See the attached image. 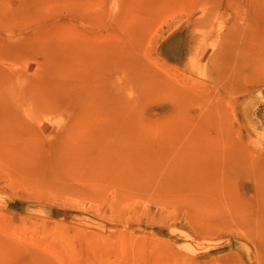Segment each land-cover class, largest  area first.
<instances>
[{"label":"rangeland","instance_id":"1","mask_svg":"<svg viewBox=\"0 0 264 264\" xmlns=\"http://www.w3.org/2000/svg\"><path fill=\"white\" fill-rule=\"evenodd\" d=\"M0 264H264V0H0Z\"/></svg>","mask_w":264,"mask_h":264}]
</instances>
